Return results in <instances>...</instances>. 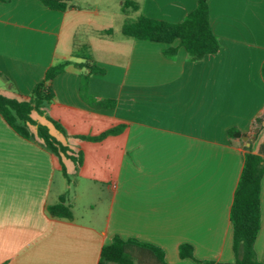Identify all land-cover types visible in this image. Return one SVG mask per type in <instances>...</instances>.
Returning a JSON list of instances; mask_svg holds the SVG:
<instances>
[{
	"label": "crops",
	"instance_id": "1",
	"mask_svg": "<svg viewBox=\"0 0 264 264\" xmlns=\"http://www.w3.org/2000/svg\"><path fill=\"white\" fill-rule=\"evenodd\" d=\"M198 1L138 0V10L124 12L120 0L117 29L108 1L72 0L62 11L0 0L1 92L30 99L50 67L81 62L74 55L89 45L105 72L91 75L88 93L109 103L84 98L86 69L74 62L49 82L54 98L32 117L74 158L44 147L37 125L27 138L0 113V264H99L116 235L160 246L168 264L237 259L235 191L246 152L264 142V0H209L221 46L199 60L122 32L127 17L142 14L181 22ZM121 125L100 141L80 137ZM63 196L72 219L49 212ZM261 209L255 251L264 263V174ZM186 243L198 260L181 257Z\"/></svg>",
	"mask_w": 264,
	"mask_h": 264
},
{
	"label": "trees",
	"instance_id": "2",
	"mask_svg": "<svg viewBox=\"0 0 264 264\" xmlns=\"http://www.w3.org/2000/svg\"><path fill=\"white\" fill-rule=\"evenodd\" d=\"M47 6L66 11L71 7L72 0H41ZM138 0H123V11L138 10ZM114 29H105L103 33L112 34ZM122 32L125 36L161 42L167 45L165 53L174 56L183 47L192 60H199L208 54L217 53L220 49V41L215 34L210 17L209 0H199L197 7L188 14L181 22H171L158 18L140 15L138 17H127L123 23ZM179 45H175L176 42ZM82 55H74L81 62L65 60L48 69L46 77L33 89L30 99L22 100L10 97L0 91V113L5 120L21 135L34 138L30 125H37L38 135L42 138L43 146L56 155H68L69 147L59 141L47 125L38 123L32 112H43V109L54 98V92L49 82L62 73L68 65L75 63L79 68L86 69L82 78L81 91L86 100L92 106L107 107L108 102H94L88 93L89 79L92 74L104 73L105 69L99 66L90 52L89 45L82 49ZM264 75V64L262 67ZM110 105H113L111 103ZM55 126L65 132L60 123L51 118ZM123 130V126H117L104 131L100 135L80 137L92 141L103 140L109 134H115ZM235 130H231L233 134ZM72 158L74 156L68 155ZM64 171L66 169L64 167ZM264 174V142L258 153L251 148L245 154L244 168L237 185L234 202L231 209V221L233 224L234 248L237 259L234 262H216L212 260H198L194 256L193 246L183 244L180 255L183 258H193L203 264H264L257 257L255 242L262 224L261 193L262 178ZM49 212L56 217L73 218V213L66 204V198L61 197L58 204L49 206ZM99 264H168L166 254L160 246L143 242L135 238L123 239L116 235L113 241L105 244L102 248Z\"/></svg>",
	"mask_w": 264,
	"mask_h": 264
},
{
	"label": "rangeland",
	"instance_id": "3",
	"mask_svg": "<svg viewBox=\"0 0 264 264\" xmlns=\"http://www.w3.org/2000/svg\"><path fill=\"white\" fill-rule=\"evenodd\" d=\"M77 1L78 2H83L85 0H77ZM86 1H89V2H92L93 4H96L95 1H97V0H86ZM98 1H100L101 4H102V1H105V2L108 1L110 3V6L117 12L116 19L114 21V26H115L114 28H117L118 29L120 27V24L122 22V17H123L122 14H121V12L117 11V9L119 8V1L120 0H98ZM118 33H120V32L118 31ZM1 84H2V81L0 79V85Z\"/></svg>",
	"mask_w": 264,
	"mask_h": 264
},
{
	"label": "water",
	"instance_id": "4",
	"mask_svg": "<svg viewBox=\"0 0 264 264\" xmlns=\"http://www.w3.org/2000/svg\"><path fill=\"white\" fill-rule=\"evenodd\" d=\"M235 135H236L237 137H241V136H242L241 133H239V132L235 133ZM244 138L248 139V145H250L249 137H244Z\"/></svg>",
	"mask_w": 264,
	"mask_h": 264
}]
</instances>
